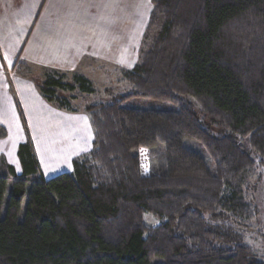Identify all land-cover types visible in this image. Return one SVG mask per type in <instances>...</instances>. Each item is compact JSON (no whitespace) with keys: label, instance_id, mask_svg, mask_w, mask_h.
<instances>
[{"label":"trees","instance_id":"1","mask_svg":"<svg viewBox=\"0 0 264 264\" xmlns=\"http://www.w3.org/2000/svg\"><path fill=\"white\" fill-rule=\"evenodd\" d=\"M119 73L125 92L85 107L95 91L82 76L45 70L36 84L88 117L91 148L71 172L42 176L19 111L22 172L0 157V264H264L239 231L264 169V0H152ZM140 99L173 110L126 106Z\"/></svg>","mask_w":264,"mask_h":264},{"label":"crops","instance_id":"2","mask_svg":"<svg viewBox=\"0 0 264 264\" xmlns=\"http://www.w3.org/2000/svg\"><path fill=\"white\" fill-rule=\"evenodd\" d=\"M151 11L152 0H0V126L6 130L0 157L17 174L22 172L18 146L26 140L17 110L46 179L60 168L71 172L72 159L89 151L92 142L83 111H61L46 102L32 74L18 73L21 62L26 70L37 67L89 81L99 73L119 79L120 70L137 61Z\"/></svg>","mask_w":264,"mask_h":264},{"label":"rangeland","instance_id":"3","mask_svg":"<svg viewBox=\"0 0 264 264\" xmlns=\"http://www.w3.org/2000/svg\"><path fill=\"white\" fill-rule=\"evenodd\" d=\"M27 72L28 73L30 72L32 74L31 75L32 80L34 81L35 85L39 84L43 78L44 71L41 70V68H37V67H32V68L30 67L28 70L26 69L22 70L20 67L18 73L22 75L24 73L27 74ZM96 75L93 76L94 78L90 80L92 82V86L95 92L91 95L82 97L81 98L82 101L79 100L80 107H85V105L87 104L107 102L111 99V97L123 93L127 89L124 83L118 81L117 75L115 76L114 73H113L114 76L112 74L108 76L107 73H99L98 74L99 77L98 76L96 77ZM65 80L70 81L71 77L67 76ZM11 94L14 98V94L12 90H11ZM126 106L129 108L143 109V110H156V111L173 110V107H171L167 103L155 102L144 99L133 100L127 103ZM17 112L19 113V110H17ZM25 126L28 135L31 139V133L29 132L30 129L26 124ZM24 134H26L25 131ZM186 145L196 151L199 152L204 151L201 145L199 144H193L188 142L186 143ZM61 162L64 163V160H62ZM60 169L59 170L57 169V172H55V174H51L48 177L51 178L60 173H68ZM245 194L247 198L253 202L257 211L255 217L248 223V226L239 229V231L243 237L244 244L251 247L255 251L258 258L264 261V169L262 167L258 168L256 174L248 180ZM144 220L146 224L149 226L156 225L158 223V220L150 214H145Z\"/></svg>","mask_w":264,"mask_h":264}]
</instances>
